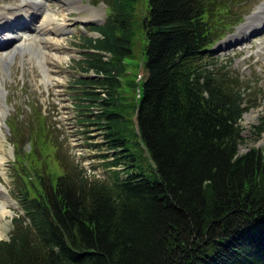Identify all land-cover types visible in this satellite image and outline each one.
<instances>
[{
	"label": "trees",
	"instance_id": "16d2710c",
	"mask_svg": "<svg viewBox=\"0 0 264 264\" xmlns=\"http://www.w3.org/2000/svg\"><path fill=\"white\" fill-rule=\"evenodd\" d=\"M106 1L99 35L82 38L78 67L93 74L74 79V107L124 175L64 160L56 124L31 103L23 126L12 124L30 145L13 140L17 175L29 166L0 264H264V146L239 150L257 96L211 50L241 20L234 1L146 0L136 99L121 92L134 0ZM253 127L264 133V117ZM50 146L60 173L46 160L33 166ZM135 152L146 153L152 178Z\"/></svg>",
	"mask_w": 264,
	"mask_h": 264
},
{
	"label": "rangeland",
	"instance_id": "374dc122",
	"mask_svg": "<svg viewBox=\"0 0 264 264\" xmlns=\"http://www.w3.org/2000/svg\"><path fill=\"white\" fill-rule=\"evenodd\" d=\"M4 1L0 0V11L2 7L4 8L9 5V3ZM36 1H39L41 4L40 10L47 11L52 18L46 24L48 27L53 28L51 30L52 33L45 30L48 35L45 34L44 37L42 36V38L34 42L27 40V38L33 37V34H28L27 32L22 34L24 33L22 31L16 32L21 34L17 35L15 33L19 37L17 40H20L21 44L18 45V42H15L0 49V59H4L8 63L6 69L0 63V128L5 137V140L2 139V136L0 137V155L4 154L3 157H5L2 160L0 159V185L4 192L2 196L8 201L9 208L12 211L10 216H6L0 220L1 239L8 238L12 228L11 219L20 211L13 194L17 191L22 179L21 177L26 175L23 168L26 169L28 168L27 165L29 166V162L26 161L21 166L22 168H17L20 171L21 177L17 175L16 166L13 165L15 153L17 152V146L15 149L17 143H14L13 140H19V137L15 138L12 124L16 125L14 120L17 119L19 121L18 125L23 126L25 118L29 115L31 103H36L37 108L41 106L48 120L56 124V128L60 133L59 139L62 142L61 151L64 152V160L68 163L70 161L81 163L88 171L97 173L101 177L104 174L110 177L113 170L119 171L118 173L121 176L124 175L122 166L115 168L106 165L108 161L112 160V151L106 149L105 145H98L102 143L100 131L98 132L89 125L84 126L79 124L75 115L76 108L74 107V97L76 93L80 92V87L73 82L74 79L93 74L91 70L83 73L78 67L79 61L84 59L86 53L85 49L80 48V45L83 43L82 38L97 37L99 35L92 27L104 22L109 10V6L106 4L107 1ZM233 1L234 5H232L231 10L235 15L238 14L241 20L236 26L231 28V31L213 49L215 50L214 57L219 61H232V69L240 75L243 81L250 82L253 86L252 96H257V105L243 114L240 123L243 140L239 150L240 152H245L251 147L260 148L264 146V133L257 136L255 134L256 130L253 127L258 124L262 116L264 117V32H261L260 35L250 36L247 39H245V36H240L238 32L241 33L246 30L247 23L252 19L253 14L262 7L264 0H238L237 3L235 2L236 0ZM88 3L91 6L90 10L84 8ZM79 4L82 5V9ZM61 6H63V11L60 9ZM146 10V0H134L129 7V12L132 13L130 32L131 54L122 60L127 74L122 78L124 86H122L121 92H124L128 96L134 95L133 99H136L138 96L140 89L139 81L143 74L140 64L144 60L142 55L145 43L143 19L146 15ZM28 14L30 15V12ZM91 19L95 24H89ZM263 21L264 13L258 19L255 17L252 25H261ZM40 22L35 21V24H40ZM60 23H65L64 27L59 31L55 30ZM38 26L34 27V31ZM46 27L44 26V28ZM82 28L86 33H84ZM87 28L88 30L86 31ZM35 34L37 35L38 32L35 31ZM235 39L239 40L238 42L242 41L235 45L236 47L231 45L235 44ZM24 42L25 44H23ZM221 42H224L223 49H225L222 53L219 51L220 49H217ZM228 49V54H226ZM10 55H12V59L8 60ZM131 80H133V86L129 82ZM56 112L61 115L59 114V116L55 117ZM23 137L24 134L21 132L18 142L23 143L24 149L29 150L30 145ZM54 152L55 150L51 146L50 148L47 147L46 153L37 155V162L33 166L38 167L39 162L42 164L46 160L48 162L47 166L52 167L56 173H60L61 169L54 158ZM135 153L139 157V163H142L143 172L149 178H152L146 153ZM102 155H106V157ZM20 159L22 160L21 157Z\"/></svg>",
	"mask_w": 264,
	"mask_h": 264
},
{
	"label": "bare ground",
	"instance_id": "6f19581e",
	"mask_svg": "<svg viewBox=\"0 0 264 264\" xmlns=\"http://www.w3.org/2000/svg\"><path fill=\"white\" fill-rule=\"evenodd\" d=\"M8 1H11V2H13V5L12 6H9L8 8H6L3 12H0V22H6V21H12L14 18H16L17 17V14L19 15L20 13H23V14H25V16H31V18L33 17V15H29L28 13V11L29 10H34L33 8H36L37 7V2H33V1H31V0H21V2L20 3H17V1L18 0H8ZM70 4V3H69ZM43 7V6H42ZM63 6H61L60 7V9L63 11L64 9L62 8ZM74 7V6H73ZM71 8V7H70ZM37 9V8H36ZM39 12H40V19H41V22H40V25L37 27V28H35V31H37L38 32V34L36 35V36H33V37H31V38H33V39H31V38H27V40L29 41V40H32V41H34V42H36V41H38L40 38H42V36L44 37V35L45 34H47L46 32H45V30H48V31H50V30H52L53 28L52 27H48L46 24H48L50 21H51V17H50V15L47 13V11L45 12V10H38ZM254 19V18H253ZM10 23H12V22H10ZM42 23V24H41ZM43 24H44V26L46 27V28H44V26H43ZM63 25H65V23H60V25H58V27L55 29V30H57V31H59L61 28H63L64 26ZM249 24H247V26H248ZM246 26V27H247ZM23 31H25V30H23ZM47 31V32H48ZM26 33V31L24 32V33H22V34H25ZM42 33H44V34H42ZM41 34V35H40ZM48 35V34H47ZM15 37H17L16 35H14ZM30 37V36H29ZM9 38V37H8ZM14 40H17V38L16 39H14ZM13 40V41H14ZM26 40V41H27ZM25 41V42H26ZM235 41V43H238V41L239 40H234ZM25 42L23 43V44H25ZM46 42V41H45ZM231 45H234V44H231ZM41 46V45H40ZM20 47V46H19ZM10 58V59H9ZM12 59V55H10L9 57H8V60H11ZM0 63L5 67V69H6V65L8 64L7 63V61H4V59H0ZM3 133H2V131H1V128H0V135L3 137V135H2ZM5 139V138H4ZM3 155L4 154H2V155H0V159L2 160V159H4L5 157H3ZM2 195H4V192H3V190H2V187H1V185H0V220L2 219V218H5L6 216H10L11 214H12V211H11V209L9 208V203H8V201L4 198V196H2Z\"/></svg>",
	"mask_w": 264,
	"mask_h": 264
}]
</instances>
